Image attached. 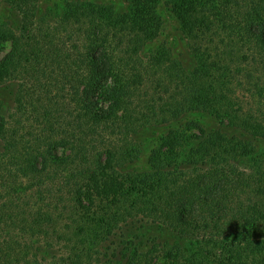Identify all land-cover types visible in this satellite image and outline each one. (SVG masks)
Instances as JSON below:
<instances>
[{
  "label": "trees",
  "instance_id": "16d2710c",
  "mask_svg": "<svg viewBox=\"0 0 264 264\" xmlns=\"http://www.w3.org/2000/svg\"><path fill=\"white\" fill-rule=\"evenodd\" d=\"M126 1L118 15L24 3L19 29L0 27L11 47L0 87L17 82L14 113L0 116V264H35L40 238L65 255L54 264H264V0L182 7L192 70L165 48L141 55L161 24L152 0ZM188 113L233 132L197 124L207 149L188 174L163 158L123 170L139 153L134 135ZM137 225L149 248L118 235ZM185 243L198 246L192 257L176 254Z\"/></svg>",
  "mask_w": 264,
  "mask_h": 264
},
{
  "label": "rangeland",
  "instance_id": "374dc122",
  "mask_svg": "<svg viewBox=\"0 0 264 264\" xmlns=\"http://www.w3.org/2000/svg\"><path fill=\"white\" fill-rule=\"evenodd\" d=\"M68 2H89L100 4L105 7L108 6L112 8L114 15L131 11V6L134 5L128 3L126 0H0V27H10L14 30H18L22 21V14L19 9L20 7H25L24 3H28V7H34L38 14L46 15L51 9H54L55 12V10H58V6L63 7ZM191 2L192 0H152L150 7L153 8L156 18L161 24V28L156 40L149 43L141 51V55L149 57L155 51V48H165L169 51V54L173 59L177 60L186 69L192 70V67L195 65V60L187 45L185 28L179 17L181 8ZM28 7L23 9L26 10ZM10 48V43H0V61L4 58ZM16 92L17 82L15 83L11 81L0 87V116L6 118L14 113V98ZM197 124L203 126L206 132L209 133L219 129L229 133L233 132L228 127L220 124V121L210 114L188 113L171 123L150 127L137 135H134L133 141L136 143L139 153L135 156V162L127 164L123 170L134 169L142 171L145 169H152V165L154 166V160L156 161V159L163 158L169 160L164 164L167 165L165 167L168 168L171 163L172 166L174 165L177 168L175 173L181 172L188 174L189 171H192V166L197 163L195 151L207 149V146H202L199 143V140L206 136L200 133ZM208 144L211 145L212 143L209 142ZM3 146L4 143L0 141V151ZM256 146V149L264 153V140H259ZM155 150L160 151L159 156L154 157L153 152ZM152 157L155 159H152ZM204 163H206V161L199 162L197 164L198 169L206 168L207 165ZM241 165H244V162L243 164L241 163ZM169 168H171V166ZM180 176L182 178L179 177V179H183L185 175L183 176L180 174ZM164 177L167 179H174L178 178V175L174 174L173 176L165 174ZM0 193H2V191ZM44 202L46 203L47 199H45ZM128 228L130 227H127L124 232H120L118 235L123 233L126 235L124 239L129 243L128 247L130 249L134 248L132 243H137L138 245V242L136 241L139 240H143L142 245H138L141 249L143 245L146 247L150 246L152 241L150 242L143 236L145 234L144 227L137 225L130 229ZM119 245L120 241H115L110 247L116 249ZM197 247L198 246L195 244L185 243L179 246V249L176 250V254L179 253L183 256L192 257L193 254L197 253ZM106 248H108L107 245L102 248L103 250L100 256V259L104 262L108 260V257L104 256V249ZM109 253L110 251L107 255ZM32 254L36 257L34 258L36 259L35 264H54L65 257L62 252H59L58 248H48V245L43 238H40V240L37 239L36 243L33 245ZM114 264H125V260H115Z\"/></svg>",
  "mask_w": 264,
  "mask_h": 264
}]
</instances>
